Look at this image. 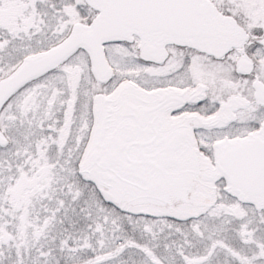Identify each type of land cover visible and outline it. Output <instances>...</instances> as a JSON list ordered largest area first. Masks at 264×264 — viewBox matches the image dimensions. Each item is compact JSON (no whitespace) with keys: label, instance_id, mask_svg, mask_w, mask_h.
<instances>
[{"label":"snow or ice","instance_id":"1","mask_svg":"<svg viewBox=\"0 0 264 264\" xmlns=\"http://www.w3.org/2000/svg\"><path fill=\"white\" fill-rule=\"evenodd\" d=\"M0 264H264V0H0Z\"/></svg>","mask_w":264,"mask_h":264}]
</instances>
